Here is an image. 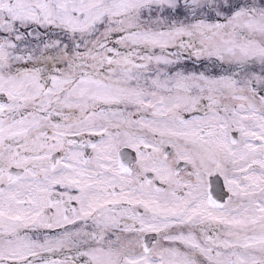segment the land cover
<instances>
[{
  "label": "snow or ice",
  "instance_id": "1",
  "mask_svg": "<svg viewBox=\"0 0 264 264\" xmlns=\"http://www.w3.org/2000/svg\"><path fill=\"white\" fill-rule=\"evenodd\" d=\"M0 264H264V0H0Z\"/></svg>",
  "mask_w": 264,
  "mask_h": 264
}]
</instances>
